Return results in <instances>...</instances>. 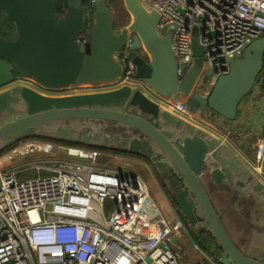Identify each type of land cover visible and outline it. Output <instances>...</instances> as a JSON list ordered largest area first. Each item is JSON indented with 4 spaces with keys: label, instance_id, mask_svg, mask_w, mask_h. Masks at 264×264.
<instances>
[{
    "label": "water",
    "instance_id": "1",
    "mask_svg": "<svg viewBox=\"0 0 264 264\" xmlns=\"http://www.w3.org/2000/svg\"><path fill=\"white\" fill-rule=\"evenodd\" d=\"M84 1L0 0V10L17 30L12 40L0 37V153L20 140L43 137L141 155L189 228L210 232L233 264H264L233 241L212 199L215 186L228 185L258 195L264 205V182L218 136L153 102L140 85L55 95L17 81L18 74L34 76L53 89L115 83L124 69L117 53L132 34L127 59L136 79L164 98L186 99L193 112L211 111L234 121L263 70L264 37L232 60L207 92L215 68L204 71L207 48L199 36L192 39L193 64L179 68L172 33L159 31L156 9L142 0H123L131 21L116 28L110 0H89L93 26L80 42L87 20Z\"/></svg>",
    "mask_w": 264,
    "mask_h": 264
},
{
    "label": "built area",
    "instance_id": "2",
    "mask_svg": "<svg viewBox=\"0 0 264 264\" xmlns=\"http://www.w3.org/2000/svg\"><path fill=\"white\" fill-rule=\"evenodd\" d=\"M142 1L160 13L159 31L172 33L179 68L194 62L193 28L199 23L197 36L207 48L204 71L215 68L207 88L252 41L264 37V0ZM86 15L90 19L89 11ZM132 44L130 34L117 53L124 64L118 81L147 86L127 59ZM17 81L46 92L63 89L48 88L34 76L20 74ZM258 82L264 83V67ZM163 100L184 117L190 111L186 100ZM108 155L119 154L34 138L0 156V264H183L174 238L186 232L184 222L163 215L141 174L99 163ZM255 162L264 164V132L255 142ZM28 172L32 175L20 176ZM202 264L218 263L206 256Z\"/></svg>",
    "mask_w": 264,
    "mask_h": 264
},
{
    "label": "crops",
    "instance_id": "3",
    "mask_svg": "<svg viewBox=\"0 0 264 264\" xmlns=\"http://www.w3.org/2000/svg\"><path fill=\"white\" fill-rule=\"evenodd\" d=\"M126 24L127 22H122L120 26H117L116 28H121ZM25 84L30 86L29 83ZM126 85L142 86V88L145 89H143L145 93L153 102L161 105L162 107L172 110V108L168 107L166 102L163 100L162 96L158 95L152 89H148L146 85L144 86V84L140 82L116 81L115 83L107 84V86L103 88H95L91 90V92L96 93L100 91H109L121 88ZM258 95L260 96V91L254 88L252 93L248 95L250 99L246 101L248 97L247 96L241 103L238 118L234 121L227 120L211 111L201 113L193 112L192 110H190L189 113L185 115V117L196 125L211 131L214 135L218 136V138H220L222 142L227 143L231 147L235 155L239 157L243 162L247 163L257 174L260 180L264 182V164L260 166L255 162V142L264 132V99L262 98L260 100V98H257ZM169 99L172 100L171 98ZM182 100L185 101L186 99L181 98L180 101ZM249 113H251V116H248ZM248 120H250V124L253 125L251 126L253 127L252 129H255L257 131L255 137L253 136L250 141H248L245 137L248 132L245 135L243 134V132H239L237 136L235 135L236 129H239L243 125L241 123H245ZM9 148L10 147H8L6 150H8ZM93 148L108 153L119 154L117 156H104L109 160V163L112 166H116V168L128 169L130 171L142 174L143 176L145 174L142 171L147 170L146 174L156 183L158 193L161 195V197H163L164 204L171 213V217L165 216L162 208L159 206V204H157L163 215L167 217V219L170 220L172 223L175 222L178 218H180V216L177 215L178 211L174 203L172 202L171 196L169 195V197L167 194L168 191L165 185L163 184L162 179L155 172V170L151 168L150 162L145 157L121 151L118 149H105L100 147ZM5 164H9V162L6 161ZM165 194L167 195L169 200L166 198ZM212 199L220 210L223 216V222L230 236L232 237L233 241L238 245V247L243 250L246 254L254 258L264 260V205L262 204L258 195L256 197V194L244 192L240 187H229L228 185H222L214 187L212 191ZM181 220L184 222L183 218ZM176 223H178V221H176ZM184 225V231L186 232L181 233V235L177 238V242L174 244L175 248L178 249L179 253L181 252V255H185L183 253L184 251H181V248H184V246L186 247L188 243L191 242L195 247L197 246V250L203 252L201 247H199L195 243L196 240H193L194 238H192L193 236L191 228H189L185 222ZM190 248L193 247H191L190 245ZM192 251L196 253L194 249H192ZM191 257H194V259ZM191 257H184L183 264H202L201 260L204 257H202L201 254H194ZM219 262L221 264H233L223 254V252L219 256Z\"/></svg>",
    "mask_w": 264,
    "mask_h": 264
},
{
    "label": "rangeland",
    "instance_id": "4",
    "mask_svg": "<svg viewBox=\"0 0 264 264\" xmlns=\"http://www.w3.org/2000/svg\"><path fill=\"white\" fill-rule=\"evenodd\" d=\"M110 8H111V11L114 13V16H115V26L116 27L117 26H120V24L122 22H124V23L127 22V24H128L131 21V16L129 15L128 11L126 10V7H125V4H124V1L123 0H110ZM85 9H86V12L89 11L90 20H91V24H89V27H92L93 26V13H92L93 12V6L92 5L91 6L89 5ZM87 17H89V16H87ZM84 30L87 31V27L86 26H85V29ZM199 30H200V25H199V23H196L195 26H194V28H193V33L195 35H197V34H199ZM29 84H30V86L31 85L34 86L31 83H29ZM98 87L99 86H98L97 83L83 84V85H77V86L76 85H72V86H70L68 88L52 90V92L50 91L49 93H52V94H55V95H62V94H64V95H67V94H83V93H91V90H93L95 88H98ZM255 88H256V90L260 91V96L258 95L257 98H260V100L262 98L264 99V86H261V83L258 82L256 84V87ZM209 90H210V88H207V92ZM249 99H250V97L248 96L247 99H246V101H248ZM248 116H251V113H249ZM250 120L246 121L245 123H243V122L241 123L243 125L239 129H236V134H235L236 136L239 134V132H241V133L243 132L244 135L248 132V134H246V136H245L248 141H250L251 138H253V136L255 137V135L257 134V131L255 129L254 130L252 129L253 127H251V126H253V125L250 124V122H251ZM34 138H43V137H29V138H26V139H23V140H29V139H34ZM43 139H46V138H43ZM23 140H20V141L16 142L15 144H17V143H19V142H21ZM72 145H77V144H72ZM12 146H10V147H12ZM78 146H81V145H78ZM88 147H90V146H88ZM91 148H93V147H91ZM5 152H2V154L0 153V156L3 155ZM99 163H101L102 165L106 166L108 169L116 168V166H112L109 163V160L106 157H104V156H101L99 158ZM146 171L147 170L142 171L145 174L144 176L142 174L141 175L146 179V182H148L147 183L148 184V187L150 186L149 188H150L151 195H152V197L154 199V202H156L157 204H159V206L162 208L163 213L165 214V216L171 217L170 211L167 209L166 205L164 204L163 197H161V195L158 193V189H157L156 183L154 182V180H152L151 178L148 177V175L146 174L147 173ZM30 175H32V172H28V173H25V174H21L20 176L21 177H28ZM167 194L169 196V193H167ZM191 231H193L194 233H196L199 236L200 240H202V239L204 240V238H206V236L202 234V232H205V231H200L199 229H191ZM194 239H195V237H194ZM205 240H207V239H205ZM211 240H212V242H211L212 245H211L210 242H206L205 241V244L206 245L208 244V249H209V250L206 249L205 251L202 249L201 246H199V244H198L199 242L197 240L196 241L194 240L195 243L199 247H201V249L203 250V252L202 251L200 252L199 250H197V248L191 242L188 243L189 246L187 245L186 247L184 246V248H181L182 249L181 251H184L183 253L185 255H183V254L181 255V252L179 253L181 255L179 257L180 261L183 263L184 257L186 258V257H191L194 254H197V255L198 254H201V256L204 257L201 260V263L202 262H205L206 256H207L211 260H215L218 264H221L219 262V256H220V254H222V249L216 243V241L214 240L213 237H212ZM190 245L193 248H190ZM192 249H194L196 253H194L192 251ZM176 251L179 252L177 248H176ZM191 258L194 259V257H191Z\"/></svg>",
    "mask_w": 264,
    "mask_h": 264
},
{
    "label": "trees",
    "instance_id": "5",
    "mask_svg": "<svg viewBox=\"0 0 264 264\" xmlns=\"http://www.w3.org/2000/svg\"><path fill=\"white\" fill-rule=\"evenodd\" d=\"M84 5H85V8H87L89 5L91 6L92 4L89 0H85ZM65 11H66V7H65V9L59 10V14L63 15L65 13ZM89 23L91 24V20L87 18L86 27L89 26ZM16 35H17V30H16V26H15L14 22L3 11L0 10V37H2L4 39L12 40L16 37ZM261 86H264V83L261 84ZM172 202L174 203L173 200H172ZM174 205H175V203H174ZM175 207H176V205H175ZM202 234L206 236V238H204V240L207 239V240H205L206 242H210V243L212 242V240H211L212 236L209 232L205 231V232H202ZM192 236H193V238L195 237L194 240H197L199 242L198 243L199 246H201L204 251L206 249L209 250L208 244L206 245L205 241L203 239L200 240L199 236L196 233H194L193 231H192ZM211 245H212V243H211Z\"/></svg>",
    "mask_w": 264,
    "mask_h": 264
},
{
    "label": "bare ground",
    "instance_id": "6",
    "mask_svg": "<svg viewBox=\"0 0 264 264\" xmlns=\"http://www.w3.org/2000/svg\"><path fill=\"white\" fill-rule=\"evenodd\" d=\"M72 151H73V152H76L77 150H76L75 148H72ZM153 205H154V204H153Z\"/></svg>",
    "mask_w": 264,
    "mask_h": 264
},
{
    "label": "flooded vegetation",
    "instance_id": "7",
    "mask_svg": "<svg viewBox=\"0 0 264 264\" xmlns=\"http://www.w3.org/2000/svg\"><path fill=\"white\" fill-rule=\"evenodd\" d=\"M180 213H179V211H178V215H179ZM180 216V215H179Z\"/></svg>",
    "mask_w": 264,
    "mask_h": 264
}]
</instances>
